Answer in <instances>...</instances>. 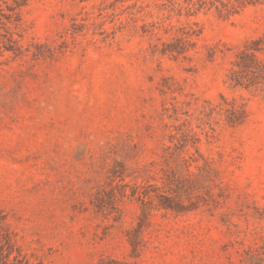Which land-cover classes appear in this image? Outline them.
Segmentation results:
<instances>
[{
  "label": "rangeland",
  "instance_id": "1",
  "mask_svg": "<svg viewBox=\"0 0 264 264\" xmlns=\"http://www.w3.org/2000/svg\"><path fill=\"white\" fill-rule=\"evenodd\" d=\"M185 7L1 3L0 264H264V86L229 83L264 3ZM177 186L191 211L159 209Z\"/></svg>",
  "mask_w": 264,
  "mask_h": 264
},
{
  "label": "trees",
  "instance_id": "2",
  "mask_svg": "<svg viewBox=\"0 0 264 264\" xmlns=\"http://www.w3.org/2000/svg\"><path fill=\"white\" fill-rule=\"evenodd\" d=\"M27 1L29 0H14V2L19 5L24 4ZM2 2L7 3V0H0V13H2L3 16H6V19L10 20L11 16L3 13V9L1 8ZM184 2L186 3V9H190L191 6H198V10L215 8L220 11L226 10L230 13H235L247 6L263 4L264 0H184ZM194 36H198L196 32H183L182 36L177 37L172 42L163 43L161 53L163 55H170L174 58L180 56L186 57V54L190 51L193 44H195L193 41ZM263 43L264 40L262 39L251 41V43L238 53L237 60L234 64L235 67H237V70L232 69L231 75L229 76V83L233 88L264 86V59L260 57V55L264 54V48L262 47ZM225 113L226 121L231 126H237L243 123L241 111L237 109L235 105L232 104L229 108H226ZM133 188L134 191L132 196L138 195V198L143 202L144 206L151 204L153 197L150 195V192H141L140 189L142 187L137 184H135ZM182 190V186H177V189L171 188L170 195L156 194L155 197L158 201L157 207L159 209H164L167 212L172 211L176 214L191 211V209L184 208L185 206H183L181 201ZM147 198L149 199L148 201L146 200ZM0 238L1 248L5 249V246H8L10 239L4 234H0Z\"/></svg>",
  "mask_w": 264,
  "mask_h": 264
}]
</instances>
